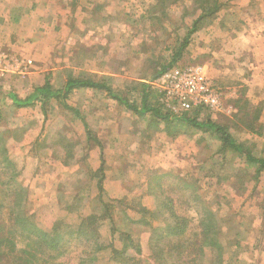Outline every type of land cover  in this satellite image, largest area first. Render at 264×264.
<instances>
[{"label": "rangeland", "instance_id": "obj_1", "mask_svg": "<svg viewBox=\"0 0 264 264\" xmlns=\"http://www.w3.org/2000/svg\"><path fill=\"white\" fill-rule=\"evenodd\" d=\"M222 1L226 7L240 0ZM152 2L18 0L19 9L14 10L15 3L0 0V133L5 132L0 143L11 164L7 168L0 161V184L7 188L3 183L11 172L18 174L17 181L27 190L25 208L41 230H51L57 223L75 230L81 217L92 215L90 228L98 233L101 249L94 260L81 262L89 255L88 245L72 238L68 252L58 260L63 264H166L149 257L151 227L166 223L159 203L167 196L188 229H196L200 210L196 192L222 219L225 264H264V253L249 251L250 246L256 252L264 249V172L254 175L255 167L239 154L222 150L217 134L189 121L174 119L175 127L160 120L154 123L151 114L137 113L103 90H73L64 101L79 113L53 99L46 104V113L40 102L16 107L1 92L24 98L46 79L61 88L70 77H91L107 82L140 108L141 87L147 84L150 105L162 104L163 112L172 116L186 113L197 122L225 125L252 154L264 156V83L252 76L250 65L257 53L241 52L242 64L236 67L212 51L209 24H197L180 59L168 70L200 68L221 91L220 104L214 110L197 106L176 113L161 101L157 80L162 73L150 76L165 59L169 61L170 49L180 44L199 11L190 0H180L152 16L148 13ZM252 124L255 130L250 129ZM163 171L168 174L160 180L165 191L159 196L149 191L148 183ZM180 178L192 184L183 186ZM4 213L6 209L0 214ZM139 218L148 224L130 222ZM242 226L252 230L241 246L233 238L235 228ZM122 232L133 242L122 238ZM23 233L13 235V250L24 247ZM254 236H260L257 244ZM123 240L128 243L126 252H112ZM138 241L141 252L136 254ZM241 247L249 254L241 255ZM163 257L169 258L166 251Z\"/></svg>", "mask_w": 264, "mask_h": 264}, {"label": "trees", "instance_id": "obj_2", "mask_svg": "<svg viewBox=\"0 0 264 264\" xmlns=\"http://www.w3.org/2000/svg\"><path fill=\"white\" fill-rule=\"evenodd\" d=\"M177 1L180 0H153L148 8V13H151L152 16L157 11L163 13L166 5H172ZM190 3L199 11L197 12V16L191 21L192 26L188 28L180 44L170 49L169 61L165 59L166 63L162 64L161 69L154 71L150 77H158L161 73L170 69L173 64L180 59L188 45L190 35L197 29V24H199V26H201V24H210V22L217 17L221 8L225 6V2L222 0H190ZM81 88L106 91L110 97L124 104L126 107L135 110L137 113L151 114L153 117L152 122L154 123L160 120L166 123L168 127H175L173 124L174 119L182 122L189 121L193 126L213 132L219 136L222 150H228L232 153L239 154L245 162L255 167L254 175L257 176L260 172H264V156L252 154L249 147L243 142L233 138L227 126L211 120L197 122L196 118L185 116L187 115L186 113H184V116H182V114H175V116H172L167 112H163L162 104L150 105L148 100L150 87L147 84H142L141 87L140 108H137L135 104L128 102L127 98L121 97L119 93L112 90L107 82L95 80L91 77H70L61 88L54 87L50 84L49 80L46 79L43 85L35 86L33 91L24 98L17 96L11 91L7 92L2 90L1 92L7 94L16 107L33 106L36 102H40L41 106H44L42 109L43 112L46 113V104L50 102L51 99L56 102L59 101L64 108L73 111L74 109L66 104L64 100L73 90ZM74 111L79 113L77 110ZM198 112L197 109L193 111L194 114ZM84 126L86 134L88 135L90 130L87 128L86 123H84ZM260 126L262 127L261 124ZM249 127L255 130V124ZM4 133L5 132L0 133V138H2ZM6 151L4 144L0 143V156L2 158L0 161L9 168L11 164L7 162L4 157ZM99 170H101L100 167ZM167 174V172L163 171L157 175H153L148 183L149 191L154 192L155 195L160 194L159 196H162L165 190L160 180ZM16 176H18V174L12 171L8 178L9 180L3 183L7 188L2 187L3 185L0 184V213H3V209H6V213L0 214V264H63V262H58V260L68 252L69 246L67 244L72 238L74 241H82L88 245L89 255L86 256L84 260H81V262H86L85 260H94L95 254L101 249V246L98 241V233L95 235V228H90L89 223L92 222V215L81 217L80 224L75 230H68L63 227V224L60 225L59 223L52 226L51 230H41L34 224L32 214L28 213L25 208L28 199L27 190L23 185H20ZM180 181L183 186L192 184V182H186L184 178H180ZM100 187L98 186L99 189ZM193 189L195 191V187H193ZM194 195V199L198 202L200 210L197 212L199 215L197 228L192 230L188 229L187 220L176 214L174 206L167 196L162 198L160 203L158 202L160 208L163 209L162 213L161 210L158 209V211L161 213L162 217H164L166 223L163 227H151L152 235L150 236V243L154 253L151 252L149 255L150 258H154L160 262L162 260L166 264H225V254H223L224 246L220 240V222H222V219L217 217V214L212 208L203 202L200 194L196 192ZM14 206L16 208H14ZM143 209L146 210V208H142V210ZM172 219L176 222L171 223L170 221ZM130 222L148 224V222L144 221V218H139L138 220L131 219ZM236 230L237 227L235 228V231ZM17 231L20 233L23 231L26 232V234L23 233L25 237V240H23L24 247L20 250H13L14 246L12 239ZM1 232H5V234H1ZM122 238L129 239L131 243L133 242L128 234L123 233ZM164 238H167L166 241H161ZM175 238H177L176 241ZM228 239L229 238H227V240ZM233 239L237 240L238 238L235 236ZM236 240L235 244H239V240ZM138 242L134 250L136 254L141 252V244L140 241ZM5 246H7V248H4ZM127 247L128 243L123 240L121 248L119 250L112 249V252L117 251L119 253H125ZM165 251L169 255L167 259L163 257ZM132 263L136 264L134 261H132Z\"/></svg>", "mask_w": 264, "mask_h": 264}, {"label": "crops", "instance_id": "obj_3", "mask_svg": "<svg viewBox=\"0 0 264 264\" xmlns=\"http://www.w3.org/2000/svg\"><path fill=\"white\" fill-rule=\"evenodd\" d=\"M6 1L10 2V4L15 3L14 10L19 9L17 7L18 0ZM223 8L209 24L208 29L211 33L209 38L212 44H210L212 51L216 54L224 55L226 61L230 59L236 67L242 64L241 52L245 55L247 49V51L257 53L258 59H255L254 63L250 62V65H254V70H252L251 74L252 76H257L260 82L264 83V0H240L237 4L234 3ZM252 55L254 56V54ZM229 56L231 58H228ZM56 163L60 165L59 167H65L61 159H56ZM54 177L55 175L51 179ZM44 179L45 176L42 175L40 181H44ZM251 230V228L242 226L234 232L241 246L242 239ZM254 237L257 244L260 240L257 241L256 238L259 237L260 239V236ZM249 249V251H252L257 256L260 253H264V249L262 250L263 252H256L255 246H250ZM239 251L242 252L241 255L243 256L249 254L248 248H246V252H243L242 247Z\"/></svg>", "mask_w": 264, "mask_h": 264}, {"label": "built area", "instance_id": "obj_4", "mask_svg": "<svg viewBox=\"0 0 264 264\" xmlns=\"http://www.w3.org/2000/svg\"><path fill=\"white\" fill-rule=\"evenodd\" d=\"M157 81L160 83L161 101L176 113L197 106L214 110L220 104L221 91L208 82L200 68L174 67L163 72Z\"/></svg>", "mask_w": 264, "mask_h": 264}]
</instances>
